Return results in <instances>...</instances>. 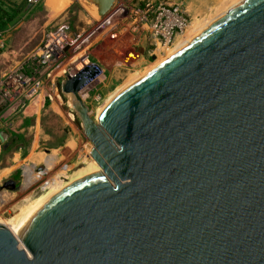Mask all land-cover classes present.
I'll return each instance as SVG.
<instances>
[{
	"label": "water",
	"instance_id": "95a60500",
	"mask_svg": "<svg viewBox=\"0 0 264 264\" xmlns=\"http://www.w3.org/2000/svg\"><path fill=\"white\" fill-rule=\"evenodd\" d=\"M86 1L102 18L116 6ZM100 73L91 64L61 89L101 171L15 236L0 226V264H264V0L150 68L96 123L82 92Z\"/></svg>",
	"mask_w": 264,
	"mask_h": 264
},
{
	"label": "rangeland",
	"instance_id": "374dc122",
	"mask_svg": "<svg viewBox=\"0 0 264 264\" xmlns=\"http://www.w3.org/2000/svg\"><path fill=\"white\" fill-rule=\"evenodd\" d=\"M173 1L116 0V10L122 7L125 14L117 20L116 14L109 24L104 25L105 18L100 17L97 8L86 0H59L58 8L50 19L43 9L27 17L26 21L36 17L41 30L45 24L51 23L45 34L67 25L71 39L77 41L65 53L64 61L69 69L72 63L75 66L83 60L100 67V75L82 92L90 116L98 122L100 112L119 92L245 0H215L211 10L190 18L188 31L178 37L175 46L168 50L156 45L149 30L142 28L141 16H132L130 11L148 3L156 7ZM41 4L42 1L38 6ZM41 39L42 34H39L34 41L37 44ZM76 47H79L77 52ZM61 83L62 78H58L48 96L39 98L24 117L0 125V200H9L0 207V226L13 217L25 216L31 205L32 208L38 206L54 192L91 174L90 165L94 161L89 152L93 145L84 135L72 100L62 93ZM1 133L9 135L6 141L2 140ZM30 166L36 180L23 190L26 168ZM8 180H14L19 189L15 192L2 190Z\"/></svg>",
	"mask_w": 264,
	"mask_h": 264
},
{
	"label": "built area",
	"instance_id": "2783aa9c",
	"mask_svg": "<svg viewBox=\"0 0 264 264\" xmlns=\"http://www.w3.org/2000/svg\"><path fill=\"white\" fill-rule=\"evenodd\" d=\"M28 1L39 4L42 0ZM130 12L132 16H141L142 28L146 27L156 45L163 49L174 47L177 38L183 36L191 26L190 17L181 5L161 3L154 7L148 3L142 8L134 7ZM115 13L116 8L104 17L105 20L112 19ZM4 38L5 33L0 31V54L6 47ZM76 42L69 35V27L61 25L46 33L37 50L28 55L22 64L0 74V125L24 117L39 98L48 96L58 78L64 81L84 69L83 61L75 66L72 63L70 69L64 61L67 49ZM79 47L75 48L76 52Z\"/></svg>",
	"mask_w": 264,
	"mask_h": 264
},
{
	"label": "crops",
	"instance_id": "0c3cea01",
	"mask_svg": "<svg viewBox=\"0 0 264 264\" xmlns=\"http://www.w3.org/2000/svg\"><path fill=\"white\" fill-rule=\"evenodd\" d=\"M22 1L23 0H11L10 2L14 4H20ZM58 1L59 0H42L40 7L38 4L28 1L27 6L29 4L31 6L28 9L26 6L23 12L15 18L14 22L9 26V28L4 31L6 47L0 54V74L4 73L5 71L17 68L25 61L28 55L36 51L39 45L42 43V39H44L43 36H45L46 27L50 26L51 24H45L44 29L41 30L40 26L37 24L36 17L30 21H26V18L45 9V11L48 12L47 19H50L54 11L58 8ZM214 2L215 0H174L170 5L183 6L189 17L193 19L211 10ZM4 7L6 10L9 9L7 4ZM39 34H42V39L41 42L36 44L34 40ZM25 177V183L27 185H25L23 190L28 189L35 183L34 181L36 179H33L34 175L32 166L26 168ZM2 200L3 199L1 198L0 201Z\"/></svg>",
	"mask_w": 264,
	"mask_h": 264
},
{
	"label": "bare ground",
	"instance_id": "6f19581e",
	"mask_svg": "<svg viewBox=\"0 0 264 264\" xmlns=\"http://www.w3.org/2000/svg\"><path fill=\"white\" fill-rule=\"evenodd\" d=\"M237 7V6H236ZM117 13V17H116V14ZM116 13L114 14L115 16H113L112 17V19L114 18V17H116V20L118 19V18H120V17H122V16H124V14H125V11H124V9L122 8V7H119V8H117V10H116ZM224 17V16H223ZM112 19H110V20H104L103 21V24H106L107 25V23L109 24L110 23V21L112 20ZM218 21V20H217ZM111 23H113V22H111ZM192 34V33H191ZM190 34V35H191ZM193 35V34H192ZM185 44V43H184ZM157 62V61H156ZM159 63V62H158ZM157 63V64H158ZM156 64V63H155ZM87 66H89V64L87 63V61L86 60H83V62H82V67H84V68H86ZM71 104V103H70ZM100 114H101V112H100ZM100 114L98 115V119H99V116H100ZM95 121V120H94ZM96 122V121H95ZM99 122V121H98ZM97 123V122H96ZM90 153V152H89ZM94 161V160H93ZM95 164V165H94ZM94 164H92V165H90V171H89V173H91L90 175H92V174H96V173H99L101 170H100V168L98 167V165L96 164V162L94 161ZM90 175H88V176H90ZM81 180V179H80ZM80 180H78V181H80ZM77 181V182H78ZM77 182H74V183H77ZM74 183H71V184H68L67 186H65V187H63L62 189H60V190H58V191H56V192H54L53 193V195L52 196H50V197H48L46 200H48V199H50L51 197H53V196H55V195H57V194H59L60 192H62V191H64L66 188H68V187H70V186H72ZM28 184H29V182H28ZM27 185V184H26ZM46 200H44V201H46ZM8 198L6 199H3L2 201H0V207H3V206H5L7 203H8ZM42 203V202H41ZM40 203V204H41ZM40 204H38V205H40ZM37 206H35L34 208H36ZM34 208H32V205L30 206V209L28 208L27 210H29V211H25L24 213H25V216H23V215H21L22 217H13L12 219H10L9 220V222H7V224H5V226L7 227V229L15 236L16 235V232H17V230H18V228H19V226L21 225V223L23 222V220L26 218V216L30 213V211H32ZM4 226V225H3Z\"/></svg>",
	"mask_w": 264,
	"mask_h": 264
},
{
	"label": "trees",
	"instance_id": "16d2710c",
	"mask_svg": "<svg viewBox=\"0 0 264 264\" xmlns=\"http://www.w3.org/2000/svg\"><path fill=\"white\" fill-rule=\"evenodd\" d=\"M11 0H0V31L4 32L14 22L15 18L23 12L28 4V0H23L20 4H14ZM9 9H5V5Z\"/></svg>",
	"mask_w": 264,
	"mask_h": 264
},
{
	"label": "flooded vegetation",
	"instance_id": "af4514ba",
	"mask_svg": "<svg viewBox=\"0 0 264 264\" xmlns=\"http://www.w3.org/2000/svg\"><path fill=\"white\" fill-rule=\"evenodd\" d=\"M11 181L15 182L14 180H8V181H6V182L4 183V185H3V189H2V190L6 189V188H5V187H6L5 184H7V187H12V183H11ZM15 183H16V182H15ZM16 188H19V186L17 185V183H16ZM7 190H8V189H7Z\"/></svg>",
	"mask_w": 264,
	"mask_h": 264
}]
</instances>
